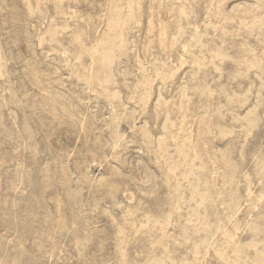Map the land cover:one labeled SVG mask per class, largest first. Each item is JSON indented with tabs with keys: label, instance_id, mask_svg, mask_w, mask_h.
I'll list each match as a JSON object with an SVG mask.
<instances>
[{
	"label": "rangeland",
	"instance_id": "rangeland-1",
	"mask_svg": "<svg viewBox=\"0 0 264 264\" xmlns=\"http://www.w3.org/2000/svg\"><path fill=\"white\" fill-rule=\"evenodd\" d=\"M0 264H264V0H0Z\"/></svg>",
	"mask_w": 264,
	"mask_h": 264
},
{
	"label": "bare ground",
	"instance_id": "bare-ground-1",
	"mask_svg": "<svg viewBox=\"0 0 264 264\" xmlns=\"http://www.w3.org/2000/svg\"><path fill=\"white\" fill-rule=\"evenodd\" d=\"M107 52H108V51H107V48H106V50H105V52H104V56L107 55ZM191 186H192V185H191ZM194 186H195V185H194ZM194 186H193V188H195ZM191 188H192V187H191ZM193 188H192V189H193ZM189 202H190V201H189ZM247 247H248V248H249V247L252 248V245H249V246H247ZM244 248H246V247H244ZM248 248H246V249H248ZM243 251H244V250H243Z\"/></svg>",
	"mask_w": 264,
	"mask_h": 264
}]
</instances>
